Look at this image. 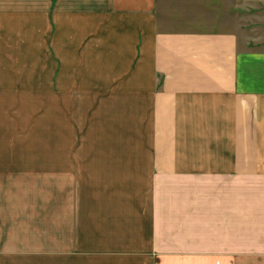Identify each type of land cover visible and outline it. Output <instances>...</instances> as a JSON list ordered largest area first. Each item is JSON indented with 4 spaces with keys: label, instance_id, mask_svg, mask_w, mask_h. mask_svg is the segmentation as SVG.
<instances>
[{
    "label": "crops",
    "instance_id": "crops-1",
    "mask_svg": "<svg viewBox=\"0 0 264 264\" xmlns=\"http://www.w3.org/2000/svg\"><path fill=\"white\" fill-rule=\"evenodd\" d=\"M125 1L0 0V93H97L104 102L135 107L143 101L144 110L152 103L170 124L192 127L193 140L201 144L200 153L191 155L196 163L176 172L260 173L264 211V51H243L232 32L169 35L148 1ZM239 156L250 160V170L236 169ZM160 166L159 177L174 169ZM143 168L118 165L111 192L106 187L110 198L98 203L84 196L80 207L74 203L73 171L60 180V169H18L10 176L16 171L0 166V264L72 255L73 217L82 207L86 215L97 207L99 220L112 218L109 226L90 231L89 246L122 251L116 253L129 258L127 264H159L157 253L166 251L157 245L147 206L154 203L149 195L155 178L148 176L150 166L141 190L136 176ZM121 173L128 176L116 175Z\"/></svg>",
    "mask_w": 264,
    "mask_h": 264
},
{
    "label": "rangeland",
    "instance_id": "rangeland-1",
    "mask_svg": "<svg viewBox=\"0 0 264 264\" xmlns=\"http://www.w3.org/2000/svg\"><path fill=\"white\" fill-rule=\"evenodd\" d=\"M146 1L154 7L161 31L169 35L232 32L243 51H264V0ZM102 96L0 93V166L16 171L10 176L19 174L18 169H60L55 175L60 180L66 170L73 171L74 203L80 207L84 196L98 199V203L110 198L106 187L111 192L110 177L118 165L145 166L136 176L141 190L149 182L145 173L152 166L148 176L155 182L149 197L154 203L147 206L156 225L157 245L166 251L157 253L159 264H264L260 173H178L175 167L195 164L191 155L194 150L200 153L201 144L193 140V128L170 124L173 120L160 117L152 103L144 110L143 101L133 107L104 102ZM133 154L136 157H110ZM246 163L250 160L239 156L235 168L250 170ZM157 165L161 171L174 169L159 177ZM136 185L130 188L137 195ZM96 209L89 208L86 215L87 209L82 207L74 214L72 255H58L54 261L49 255L21 258L18 264H64V260L69 264L70 258L71 264H127L130 259L118 255L122 251L88 245L94 237L90 231L109 226L112 219L103 215L99 220ZM150 225L155 229L152 222ZM175 253L183 257H174Z\"/></svg>",
    "mask_w": 264,
    "mask_h": 264
}]
</instances>
